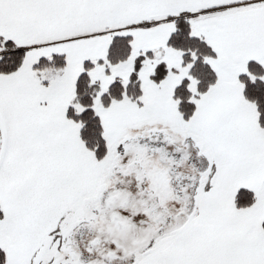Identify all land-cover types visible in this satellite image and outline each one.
I'll list each match as a JSON object with an SVG mask.
<instances>
[{
	"label": "snow or ice",
	"instance_id": "obj_1",
	"mask_svg": "<svg viewBox=\"0 0 264 264\" xmlns=\"http://www.w3.org/2000/svg\"><path fill=\"white\" fill-rule=\"evenodd\" d=\"M0 264H264V0H0Z\"/></svg>",
	"mask_w": 264,
	"mask_h": 264
}]
</instances>
